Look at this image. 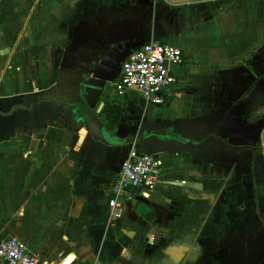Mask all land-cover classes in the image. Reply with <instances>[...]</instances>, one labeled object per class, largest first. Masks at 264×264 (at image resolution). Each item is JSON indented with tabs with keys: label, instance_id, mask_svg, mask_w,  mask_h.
I'll return each mask as SVG.
<instances>
[{
	"label": "crops",
	"instance_id": "0c3cea01",
	"mask_svg": "<svg viewBox=\"0 0 264 264\" xmlns=\"http://www.w3.org/2000/svg\"><path fill=\"white\" fill-rule=\"evenodd\" d=\"M153 41L183 53L165 105L115 87ZM82 108L124 144L95 142ZM132 149L157 155L160 182L110 220ZM9 238L43 264H264V0H0Z\"/></svg>",
	"mask_w": 264,
	"mask_h": 264
},
{
	"label": "built area",
	"instance_id": "2783aa9c",
	"mask_svg": "<svg viewBox=\"0 0 264 264\" xmlns=\"http://www.w3.org/2000/svg\"><path fill=\"white\" fill-rule=\"evenodd\" d=\"M183 62L182 50L158 41L144 44L123 63L122 72L115 87L117 94L138 90L146 102L165 105L175 95L176 78L171 66ZM163 164L157 155L141 154L132 149L120 166L108 201L110 220L121 218L123 198L135 191L153 192L162 174ZM0 260L6 264H43L40 257L30 251L17 238L0 242Z\"/></svg>",
	"mask_w": 264,
	"mask_h": 264
},
{
	"label": "water",
	"instance_id": "95a60500",
	"mask_svg": "<svg viewBox=\"0 0 264 264\" xmlns=\"http://www.w3.org/2000/svg\"><path fill=\"white\" fill-rule=\"evenodd\" d=\"M84 112V121L86 124V128L90 136L95 142H99L104 145H123L124 142L116 139L114 135L110 133V131L105 127L104 123L94 114L87 111L86 108H82ZM134 139L127 140V144H134ZM135 148H139L137 145ZM140 152V151H139ZM141 154H148L154 155L151 153H143ZM127 158V157H126Z\"/></svg>",
	"mask_w": 264,
	"mask_h": 264
},
{
	"label": "trees",
	"instance_id": "16d2710c",
	"mask_svg": "<svg viewBox=\"0 0 264 264\" xmlns=\"http://www.w3.org/2000/svg\"><path fill=\"white\" fill-rule=\"evenodd\" d=\"M115 112L116 111L113 110L111 114H115ZM116 114H117V112H116ZM108 123H110L112 125V127H113V125H115V123H116V120H114V118L113 119L110 118Z\"/></svg>",
	"mask_w": 264,
	"mask_h": 264
},
{
	"label": "flooded vegetation",
	"instance_id": "af4514ba",
	"mask_svg": "<svg viewBox=\"0 0 264 264\" xmlns=\"http://www.w3.org/2000/svg\"><path fill=\"white\" fill-rule=\"evenodd\" d=\"M158 185H159V184H158ZM157 188H158V186H157ZM157 188H156V189H157ZM156 189H155V190H156ZM123 207H124V206H123ZM122 210H123V209H122ZM122 212H123V211H122ZM122 217H123V214H121V218H122ZM121 218H120V219H121ZM118 220H119V219H118Z\"/></svg>",
	"mask_w": 264,
	"mask_h": 264
}]
</instances>
